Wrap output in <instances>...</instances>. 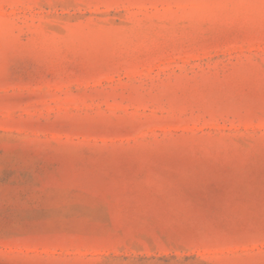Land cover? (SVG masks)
I'll use <instances>...</instances> for the list:
<instances>
[{
    "label": "rangeland",
    "instance_id": "374dc122",
    "mask_svg": "<svg viewBox=\"0 0 264 264\" xmlns=\"http://www.w3.org/2000/svg\"><path fill=\"white\" fill-rule=\"evenodd\" d=\"M0 264H264V0H0Z\"/></svg>",
    "mask_w": 264,
    "mask_h": 264
}]
</instances>
